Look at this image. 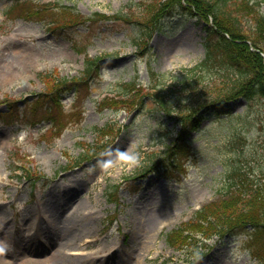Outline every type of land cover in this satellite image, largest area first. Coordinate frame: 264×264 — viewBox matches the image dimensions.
<instances>
[{
	"label": "rangeland",
	"instance_id": "374dc122",
	"mask_svg": "<svg viewBox=\"0 0 264 264\" xmlns=\"http://www.w3.org/2000/svg\"><path fill=\"white\" fill-rule=\"evenodd\" d=\"M12 1L0 0V255L5 261L35 264L71 237L66 250L93 253L106 264H262L246 248V234L226 243L213 238L194 253L174 249L166 233L225 193L237 169L264 180L263 100H239L233 113L205 120L190 137L192 149L180 158L181 166L163 172L153 170L150 159L165 154L178 126L163 118L156 103L147 96L143 108H99L104 96L125 93L126 82L134 80L146 90L199 62L205 55L203 23L178 10L151 33L136 23L112 20L57 34L42 21L4 20ZM58 1L90 15L116 13L138 0ZM241 21L253 24L248 15ZM141 37L143 48L135 43ZM86 52L102 57L99 75L90 80V93L81 104L78 93L64 91L65 124L56 136L51 120H40L49 105H34L45 89L40 73L57 69L66 77L82 75ZM152 71L160 76L152 78ZM7 97L19 100L14 110ZM80 108L82 120L71 119ZM110 123L122 125L111 144L67 168L83 142L100 139L102 131L97 134L95 128ZM18 150L41 172L35 184L12 171ZM115 186L118 204L107 195ZM88 235L96 239L86 248ZM37 246L42 250L35 253Z\"/></svg>",
	"mask_w": 264,
	"mask_h": 264
},
{
	"label": "trees",
	"instance_id": "16d2710c",
	"mask_svg": "<svg viewBox=\"0 0 264 264\" xmlns=\"http://www.w3.org/2000/svg\"><path fill=\"white\" fill-rule=\"evenodd\" d=\"M261 1L264 0H142L135 7L129 6V11L124 13L107 15L95 12L91 16L83 15L73 6L51 2L33 13L50 19L55 23V30L85 24L86 21H91V27L110 19H123L139 24L144 30H152L165 16L178 9L205 23L207 51L199 64L187 69L181 77L175 76L174 81L165 87L142 93L131 88L127 98L110 102H114V107L120 102L128 108L143 107L145 96L151 95L168 119L181 125L173 144L168 147V151L175 155L172 157V163H175L176 154L185 152L189 136L199 129L204 119L232 111L239 98L264 100V17L259 11ZM239 11L254 17L256 24L244 28L238 19ZM211 16L212 25L209 23ZM99 68L100 58L88 57L82 77L70 80L46 74V81L53 89L74 88L96 74ZM113 129L108 125L99 131L102 130L104 137L112 134ZM243 232L250 238L253 254L264 262V181L248 172L238 171L224 197L205 204L197 211L195 219L181 224L169 236L176 244L180 243V248H193L198 243L196 235L199 233L206 238L212 235L224 238Z\"/></svg>",
	"mask_w": 264,
	"mask_h": 264
},
{
	"label": "bare ground",
	"instance_id": "6f19581e",
	"mask_svg": "<svg viewBox=\"0 0 264 264\" xmlns=\"http://www.w3.org/2000/svg\"><path fill=\"white\" fill-rule=\"evenodd\" d=\"M87 217V216H85ZM88 218V217H87ZM159 220H157V218L154 219V222H158ZM75 222H77V217H75ZM67 235L71 236V233H67ZM89 237H92V235H88L86 236V238L84 239V244L86 245V248L90 247L91 243H95V240L90 239ZM67 240L64 242V244L62 245H58V247H56L52 253L50 254V256L46 257L45 259H36L35 260V264H84V263H89V264H106L105 262L102 263V260L100 259H95L96 257H92L90 253H86L83 254L85 252H81V255H75L77 252L73 253V254H68V250H66L68 248L69 242L72 241L71 237H67ZM94 241V242H93ZM70 249H76V248H70ZM34 250V249H33ZM42 248L37 246V248L34 250L35 253L41 251ZM74 251V250H73ZM63 252H66L65 254ZM69 253H72L71 250H69ZM2 255V254H1ZM0 255V264H10V262L7 263V261H5L6 257H3ZM67 260H70L71 262L68 263H62V262H66ZM23 262V261H20ZM18 262V264H31L30 262H23L20 263ZM99 262V263H96Z\"/></svg>",
	"mask_w": 264,
	"mask_h": 264
}]
</instances>
